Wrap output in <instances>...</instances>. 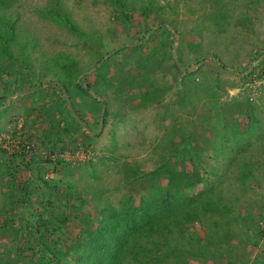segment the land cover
I'll return each mask as SVG.
<instances>
[{"label": "rangeland", "instance_id": "rangeland-1", "mask_svg": "<svg viewBox=\"0 0 264 264\" xmlns=\"http://www.w3.org/2000/svg\"><path fill=\"white\" fill-rule=\"evenodd\" d=\"M131 1L124 12L109 0H64L78 34L43 15L54 0L16 5L39 58L23 69L0 59L7 70L0 75V264L16 253L15 264H56L55 253L73 264L87 228L99 225L101 206L117 205L124 195L139 201L165 184L154 171L166 162L187 170L197 165L203 173L215 168L214 182L223 184L233 206L249 211L250 227L238 228L229 247L208 246L207 228L196 224L208 256H188L187 264H244L253 238L254 255L264 249V0ZM59 52L86 67L79 80L107 100L102 111L86 113L90 96L59 83L51 70ZM98 59L109 62L96 72ZM127 77L146 84L132 86ZM253 117L260 124L241 140L242 150L232 153L225 143L216 152L228 127L249 131ZM244 162L253 169L247 180ZM40 218L50 220L44 235ZM9 224L20 229L18 238ZM244 233L241 248L235 239Z\"/></svg>", "mask_w": 264, "mask_h": 264}, {"label": "trees", "instance_id": "trees-1", "mask_svg": "<svg viewBox=\"0 0 264 264\" xmlns=\"http://www.w3.org/2000/svg\"><path fill=\"white\" fill-rule=\"evenodd\" d=\"M21 1L0 0V59L6 62L17 61L23 69L32 68L33 59L39 57H35L32 50L37 48L35 36L31 35L28 29L21 28L19 24L20 15L17 14L16 5ZM109 1L122 8L124 12L133 6L131 0ZM47 8L43 11L45 17L65 25L77 34L82 32L81 27L73 20L70 10L64 5V0H54ZM156 55L151 54L149 57ZM54 60L56 62L51 70H55L59 76V83L69 92H71L70 85H75L81 90L80 94L83 98L90 96L91 101L84 99L83 102L85 112L97 114L98 111H102L107 100L102 101L98 96H94L79 80L86 67L65 52H59L54 56ZM102 61L103 59H98L95 67L98 68L101 64L96 72L106 66L109 59ZM4 66L5 63L1 64L0 60L1 76L7 71ZM56 67L64 71L62 73L64 77H60ZM127 79L132 86L135 83L146 84L143 80L138 81L131 77ZM97 92L99 95L102 94L99 90ZM72 105L80 118L85 120L83 112L77 105L74 103ZM104 122L105 125L107 120L105 119ZM259 124L258 117H253L249 131L244 132L236 126L228 127L230 133H224L220 137L222 141L218 140L215 143L216 152L220 151L225 143L226 148L232 153L237 149L242 150L241 140L253 134ZM154 172L162 174L167 182L142 193L139 201L134 196L124 195L117 205L101 206L99 225L94 229L87 228L79 243V251L73 259V264H187L188 256L200 261L208 256L202 234L192 229L196 224L199 223L207 228V245L212 247L223 245L229 247L234 238L241 234L235 223L227 219L228 214L234 212L230 207L234 201L228 197L221 182L219 184L214 182V178L217 177L215 168L209 173H203L197 165L187 170L169 166L166 162L157 166ZM252 174L251 164L244 162L242 180H247ZM199 185H203L204 188L198 193L190 192L191 188ZM242 189L246 191L245 187ZM235 196L238 194L236 193ZM39 222L40 227L37 230L40 235H44L49 230L50 220L40 218ZM8 226L12 237L18 238L20 229L14 224ZM45 249L49 251L51 247L46 244ZM19 256L16 253L15 259L5 264H15ZM51 258L53 263L65 264L57 253Z\"/></svg>", "mask_w": 264, "mask_h": 264}, {"label": "crops", "instance_id": "crops-1", "mask_svg": "<svg viewBox=\"0 0 264 264\" xmlns=\"http://www.w3.org/2000/svg\"><path fill=\"white\" fill-rule=\"evenodd\" d=\"M230 207H232L234 209V212H232L231 214H228L227 219L229 221L234 222L235 226L238 227V228L246 229L247 227H250L249 226L250 219L248 220V217H249L248 216V212L249 211L247 212V209L245 207L244 208H242L241 206L239 207V204L233 206V203H232V204H230ZM247 208H250V206L247 207ZM260 218H259V220H260ZM235 220H236V222H235ZM235 242H236L238 247H241V248L246 247L247 246L246 234L244 233V234H242V237L237 238V240L235 239ZM251 243H253V244H250V247L251 246L254 247L252 249V252H253V250L255 252V249L257 248V246H256L257 243L255 244V239L254 238L252 239ZM252 252L249 253V255L247 253V257L246 258H244L243 256L240 255V257L244 258L243 259V263L244 264H264V249H263V251L260 254H257V255H254V252L253 253ZM236 255L238 256V253H236ZM237 256H234L232 258L239 259V258H237Z\"/></svg>", "mask_w": 264, "mask_h": 264}, {"label": "built area", "instance_id": "built-area-1", "mask_svg": "<svg viewBox=\"0 0 264 264\" xmlns=\"http://www.w3.org/2000/svg\"><path fill=\"white\" fill-rule=\"evenodd\" d=\"M262 82H264V78L262 79ZM263 94H264V92H263ZM27 149L28 150L31 149V145H27ZM259 227H260V235H261V239H260V243H259V248H262L264 246V215L260 219Z\"/></svg>", "mask_w": 264, "mask_h": 264}, {"label": "water", "instance_id": "water-1", "mask_svg": "<svg viewBox=\"0 0 264 264\" xmlns=\"http://www.w3.org/2000/svg\"><path fill=\"white\" fill-rule=\"evenodd\" d=\"M105 112H106V107L104 108L103 115L105 114ZM104 120H105V118H104V116H103V117H102V123L104 122Z\"/></svg>", "mask_w": 264, "mask_h": 264}]
</instances>
